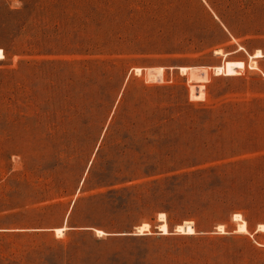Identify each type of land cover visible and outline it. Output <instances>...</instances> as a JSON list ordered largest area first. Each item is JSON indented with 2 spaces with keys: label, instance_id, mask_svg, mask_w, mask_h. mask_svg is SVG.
Instances as JSON below:
<instances>
[{
  "label": "rangeland",
  "instance_id": "1",
  "mask_svg": "<svg viewBox=\"0 0 264 264\" xmlns=\"http://www.w3.org/2000/svg\"><path fill=\"white\" fill-rule=\"evenodd\" d=\"M0 48V264H264V0H0Z\"/></svg>",
  "mask_w": 264,
  "mask_h": 264
},
{
  "label": "bare ground",
  "instance_id": "2",
  "mask_svg": "<svg viewBox=\"0 0 264 264\" xmlns=\"http://www.w3.org/2000/svg\"><path fill=\"white\" fill-rule=\"evenodd\" d=\"M3 56V49L0 48V57ZM216 70H221V68H216ZM162 217H163V214H162ZM247 226V223L246 221L243 220V222L240 223V227L241 228H246ZM66 227H63V228H58L57 229V232H61L65 229ZM142 228V227H141ZM140 228V229H141ZM162 229V232H168V229H167V223L164 222L162 225H161V228ZM180 230L182 232H194V229H193V226L191 224V222H187L184 226H180ZM247 230V229H246Z\"/></svg>",
  "mask_w": 264,
  "mask_h": 264
},
{
  "label": "trees",
  "instance_id": "3",
  "mask_svg": "<svg viewBox=\"0 0 264 264\" xmlns=\"http://www.w3.org/2000/svg\"><path fill=\"white\" fill-rule=\"evenodd\" d=\"M199 173L200 172H192V173H185V174H183V175H177V176H174L173 177V182H176V181H178V180H184V178H188L190 175H199ZM196 175V176H197ZM85 228H82L83 229V231H85V232H88L91 228L89 227V226H84ZM125 227H128V226H125Z\"/></svg>",
  "mask_w": 264,
  "mask_h": 264
},
{
  "label": "snow or ice",
  "instance_id": "4",
  "mask_svg": "<svg viewBox=\"0 0 264 264\" xmlns=\"http://www.w3.org/2000/svg\"><path fill=\"white\" fill-rule=\"evenodd\" d=\"M237 219H239V217H237Z\"/></svg>",
  "mask_w": 264,
  "mask_h": 264
}]
</instances>
